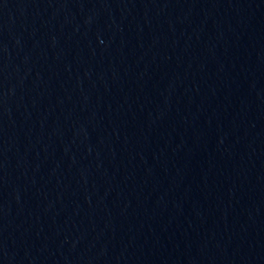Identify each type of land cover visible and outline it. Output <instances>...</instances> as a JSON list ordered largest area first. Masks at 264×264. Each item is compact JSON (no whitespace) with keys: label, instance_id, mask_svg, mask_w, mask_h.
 <instances>
[{"label":"water","instance_id":"obj_1","mask_svg":"<svg viewBox=\"0 0 264 264\" xmlns=\"http://www.w3.org/2000/svg\"><path fill=\"white\" fill-rule=\"evenodd\" d=\"M0 264H264V0H0Z\"/></svg>","mask_w":264,"mask_h":264}]
</instances>
